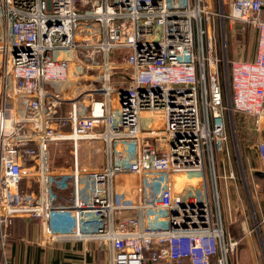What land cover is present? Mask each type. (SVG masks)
Segmentation results:
<instances>
[{"label":"built area","instance_id":"built-area-1","mask_svg":"<svg viewBox=\"0 0 264 264\" xmlns=\"http://www.w3.org/2000/svg\"><path fill=\"white\" fill-rule=\"evenodd\" d=\"M218 4L0 0L2 248L26 219L43 264H236L219 182L262 132L264 0ZM88 60L95 81L55 78ZM248 150L264 174V139Z\"/></svg>","mask_w":264,"mask_h":264},{"label":"crops","instance_id":"crops-1","mask_svg":"<svg viewBox=\"0 0 264 264\" xmlns=\"http://www.w3.org/2000/svg\"><path fill=\"white\" fill-rule=\"evenodd\" d=\"M255 44L256 40L254 46ZM255 49L256 46L251 51L245 50L244 52H241L240 55H244V57H248L249 59L254 58L256 51ZM231 53L233 54L231 58L238 57V54L234 49L231 51ZM219 56L221 57L220 53ZM261 130L262 132L258 134L253 141H243L244 147L246 146L247 149L249 147L254 148V145L258 140H260L261 138L264 139V123ZM248 144L250 145L249 147ZM248 153H255L257 160L254 159L251 164L249 161V156L246 157L245 154L242 155V150L240 160L242 164V170L244 171V176L246 177L247 182L251 183L253 189L252 191H250L249 196L251 199V203H249V201L247 202L248 208L250 206L253 212L250 210V208L249 212H247L244 203L240 204V200H242L243 198L242 196L245 197V195H243V192H241L240 190L242 181L237 180V176L239 174L238 172L241 171V166L240 164H238V161L240 160L238 159L237 155H235V153L234 155H232L230 164L231 170L236 174V178L227 182H222L226 183L225 197L227 198L226 203L228 205V209H226V211H224L223 213L225 223L228 224L230 221H233L230 223H235V227L239 231H244V243L241 247L243 256L241 257L242 261L246 259L245 257H247L245 256L246 251L248 252L247 255H250V257L255 259L254 252H257L260 248L258 247L260 245V242L258 241V246H255L256 249L255 247H253L255 238L256 240L258 239V237L259 240L261 238L263 245L262 247H264V174L261 171V163H259L256 152L248 150ZM235 206H237V208ZM254 214L257 218V221L259 222L258 224L260 225L257 228L260 230L259 236L257 233L254 234V231L250 229L253 225V222L251 225V217ZM231 217L234 219H231ZM40 238V227L38 222L26 219H15L12 226L11 238L5 240L4 248H2L0 244V264H2V259L4 258V256L8 264H43V254L41 253V249L38 247ZM247 259L249 258L247 257ZM249 260H247L246 264H254ZM53 261L54 262L52 264H107V261L102 254H98L93 257H85L84 254L79 251L73 253L59 252L54 256Z\"/></svg>","mask_w":264,"mask_h":264},{"label":"rangeland","instance_id":"rangeland-1","mask_svg":"<svg viewBox=\"0 0 264 264\" xmlns=\"http://www.w3.org/2000/svg\"><path fill=\"white\" fill-rule=\"evenodd\" d=\"M209 1L211 3V7L213 8V10L214 11H218L219 10L218 0H209ZM223 1H224V6H223L224 11H225V13H228L229 12V9H230V4H231L232 0H223ZM255 40L256 39L254 37L249 40V43L245 47L246 48V51H248V50L251 51L252 49L255 48V46H254ZM235 41H236V39H235ZM231 56H233L232 53H231ZM239 146L241 148L240 151L242 150V155L245 154L246 157L249 156V161H250L251 164H252V161L254 159L257 160V158L255 156V153L254 154L248 153V149H247L246 146L244 147V142L243 141H241V143H239ZM238 173L239 174L237 176L238 177L237 180L238 181L239 180L242 181V184L240 185V188H241L240 190H241V192H243V195H245V197L247 198V200H246V198L244 196H242L243 198H242V200H240V204H243L244 203V205L246 207V211L249 212V208L251 210V207L249 206V208H248L247 202L249 201V203H251V199H250L249 196H250V191H252L253 189H252L251 183L250 182L249 183L247 182L246 177L244 176V171H242V169H241V171L238 172ZM222 182H224V181H220L219 182V192H220V198H221V208H222V211L224 213V211H226V209H228V205L226 203L227 202V198L225 197L226 183H222ZM235 207L237 208V206H235ZM251 211L253 212V210H251ZM249 217H251V216H249ZM251 218H252L251 225H252V222H253V225L251 226L250 229L252 231H254V234L257 233L258 236H259L260 230L257 229L259 222L257 221V218H256L255 214L252 215ZM231 219H234V218L231 217ZM230 222H233V221H230ZM232 235L237 240H240V243H238V246H237V248H238L237 253L235 254V255H238L236 264H246L247 263V260H249V259H250L249 261L252 262V263H254V264H264V247H262L263 245H262L261 238H260V240H259V237H258L257 240H256V238L254 239V245H253V247L258 246L257 241L260 242V245L258 246V247H260L259 250L257 252L256 251L254 252L255 259L252 258V257H250V255H247L248 252L246 251L245 252V256H247L249 259H247V257H245L246 259L242 261V258L241 257H243V256H242V248L241 247L243 246V243H244V240H243L244 231H242V233H240V234H237L236 232L232 231ZM255 249H256V247H255ZM249 264H251V263H249Z\"/></svg>","mask_w":264,"mask_h":264},{"label":"water","instance_id":"water-1","mask_svg":"<svg viewBox=\"0 0 264 264\" xmlns=\"http://www.w3.org/2000/svg\"><path fill=\"white\" fill-rule=\"evenodd\" d=\"M72 77L78 78L81 82H93L99 78L98 67L92 61H85L76 69H65L59 67L55 71V78L60 82L70 80Z\"/></svg>","mask_w":264,"mask_h":264}]
</instances>
